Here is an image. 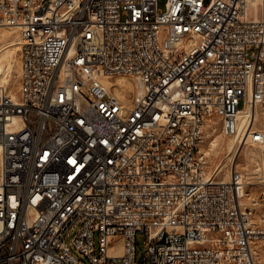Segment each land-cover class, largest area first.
<instances>
[{
    "label": "built area",
    "instance_id": "built-area-1",
    "mask_svg": "<svg viewBox=\"0 0 264 264\" xmlns=\"http://www.w3.org/2000/svg\"><path fill=\"white\" fill-rule=\"evenodd\" d=\"M158 1L0 0V264H264V184L200 150L264 100V0Z\"/></svg>",
    "mask_w": 264,
    "mask_h": 264
},
{
    "label": "rangeland",
    "instance_id": "rangeland-1",
    "mask_svg": "<svg viewBox=\"0 0 264 264\" xmlns=\"http://www.w3.org/2000/svg\"><path fill=\"white\" fill-rule=\"evenodd\" d=\"M165 1L166 0L158 1L159 10H162L164 8ZM0 30L11 37H18L19 40V36L14 30L8 28H0ZM5 43L6 41L1 42L0 46H5ZM17 47H19V41L16 47L12 48V51H14V63L12 64L13 82H10L8 84L9 88L14 93H17V83L19 76V51H17ZM254 127L264 134V100L256 106V122ZM232 139V137L228 138L223 136L218 125L213 131L211 129H207V131H205L203 143L200 146V150L207 164L206 172L208 175H211L218 180H225V174H227L228 172L230 173L232 169H235L243 175L245 183L251 184L245 186L247 198L243 199V203L245 205H250L252 200L257 201L262 185L264 184V142L263 144L261 143L262 145H255L247 141L246 145L241 147H237L236 143L234 149L229 152L227 149V144ZM253 154L255 155V157ZM234 161L236 165L232 166ZM228 177L229 174L226 175V179H228ZM259 215L260 210L257 208L255 210V217ZM136 243L138 251L144 252V237L138 235L136 238Z\"/></svg>",
    "mask_w": 264,
    "mask_h": 264
},
{
    "label": "bare ground",
    "instance_id": "bare-ground-1",
    "mask_svg": "<svg viewBox=\"0 0 264 264\" xmlns=\"http://www.w3.org/2000/svg\"><path fill=\"white\" fill-rule=\"evenodd\" d=\"M4 41H6L5 46H2V47L0 46V83L8 85L10 82H13L12 64L14 63V59H13L14 51H12L13 50L12 48L16 47V45L18 44L19 40H18V37H16V36L11 37L8 34H6L5 32L0 30V43L4 42ZM17 51H19V47H17ZM18 68H19V64H18ZM120 81H122L121 85H124L126 87L128 93L130 94L131 93V88H129L127 80H120ZM106 82H107V80H105V83ZM15 93L10 89V95L13 98L16 97ZM255 122H256V107H255L254 111H253V109L247 110L242 115V118L240 119V130H239L238 134L233 136L232 137L233 139L230 140L228 142V144H227V149H228L229 152H231L234 149V147L236 146V143H237V147H241L243 145V142L245 141V137H246L247 131L249 130L250 127L255 128L254 127ZM247 124H248V127L246 128ZM228 138H231V137H228ZM246 143H247V141L245 142V144L243 146H245ZM259 154H260V151H259ZM254 157H255V155H254ZM254 157H252V158H254ZM235 165L236 164H235V161H234L232 166H235ZM227 174L230 175L229 172ZM227 174H225V180H226V175ZM202 178H210V175H208L206 171H202ZM247 185H251V184L250 183H246V186ZM243 198H247V194H246L245 191L243 193Z\"/></svg>",
    "mask_w": 264,
    "mask_h": 264
}]
</instances>
